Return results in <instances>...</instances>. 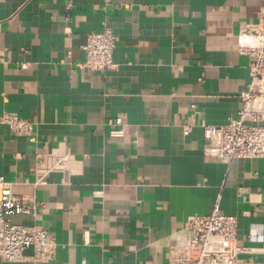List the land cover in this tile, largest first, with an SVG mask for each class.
<instances>
[{"label": "crops", "instance_id": "1", "mask_svg": "<svg viewBox=\"0 0 264 264\" xmlns=\"http://www.w3.org/2000/svg\"><path fill=\"white\" fill-rule=\"evenodd\" d=\"M264 0H0V177L52 233L48 264H167L192 216L237 218L239 264H264V159L203 155L202 123L237 117ZM118 37L116 67L82 69L87 36ZM264 125V122H262ZM192 125L188 135L183 127ZM112 131H121L114 137ZM62 170L42 176L61 155ZM64 170V171H63ZM39 177V176H38ZM31 251L24 252L31 262Z\"/></svg>", "mask_w": 264, "mask_h": 264}, {"label": "built area", "instance_id": "2", "mask_svg": "<svg viewBox=\"0 0 264 264\" xmlns=\"http://www.w3.org/2000/svg\"><path fill=\"white\" fill-rule=\"evenodd\" d=\"M241 36L251 38L255 46H242L241 54L253 58L248 67V83L240 93V106L237 117L230 119L227 125L215 127L200 125L205 139L203 155L206 158L231 161L232 159H264V9L253 25H247ZM118 37L109 28L87 36L83 46L85 59L80 65L88 71H109L116 67L112 53ZM15 135L35 141L30 121L16 115L6 114L0 118ZM193 126L183 127V134L188 135ZM121 131H112L114 137L121 136ZM58 161L46 166L42 161L36 174L35 185L43 184L42 176L46 173L62 170L64 163L70 161L67 154ZM64 171V170H63ZM39 176V177H38ZM4 185L0 177V186ZM20 214H34V208L25 205L15 197L9 186L0 189V261L22 263L27 260L24 252L30 250L29 259L34 263L48 264L54 260L56 241L52 233L39 225L24 226L11 224L7 217ZM187 242L172 246L168 251L167 264H239L238 258L245 249L238 245L237 218L221 215L214 208L208 216L189 217L184 224Z\"/></svg>", "mask_w": 264, "mask_h": 264}]
</instances>
